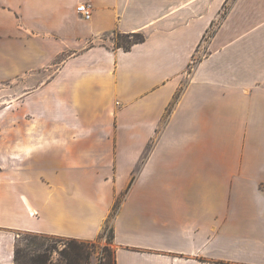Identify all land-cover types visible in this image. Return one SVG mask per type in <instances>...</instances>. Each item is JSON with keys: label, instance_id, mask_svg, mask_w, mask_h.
Here are the masks:
<instances>
[{"label": "crops", "instance_id": "1", "mask_svg": "<svg viewBox=\"0 0 264 264\" xmlns=\"http://www.w3.org/2000/svg\"><path fill=\"white\" fill-rule=\"evenodd\" d=\"M228 1L0 0V264L116 203L114 264H264V0L194 60Z\"/></svg>", "mask_w": 264, "mask_h": 264}, {"label": "trees", "instance_id": "2", "mask_svg": "<svg viewBox=\"0 0 264 264\" xmlns=\"http://www.w3.org/2000/svg\"><path fill=\"white\" fill-rule=\"evenodd\" d=\"M115 34L117 36V42L115 46L121 47L124 50H128L133 44L142 42L145 39V35L141 31L131 33L115 32ZM124 37L126 38V40L124 39ZM119 39H121V41L125 40V42L121 43L119 42ZM117 207L118 203H116L112 208L107 223L103 227V230L99 237H101L107 230L109 221L114 216ZM109 230V239L113 242V229L111 225L109 227ZM27 234L38 235L37 233L33 234V232H27ZM18 238H16L15 242L13 257L14 264H54L51 259L50 253L53 249L56 250L59 254L58 261L60 262V264H83V262L86 261L89 256V252L87 251V244L75 238H67L63 243V246L59 249L55 245L52 247L53 249L48 247L44 249L22 248L18 243ZM104 251L106 253V258L108 259V261H110L111 264H114V248L110 249L105 245Z\"/></svg>", "mask_w": 264, "mask_h": 264}, {"label": "rangeland", "instance_id": "3", "mask_svg": "<svg viewBox=\"0 0 264 264\" xmlns=\"http://www.w3.org/2000/svg\"><path fill=\"white\" fill-rule=\"evenodd\" d=\"M234 0L228 1L224 6L219 10L218 15L215 18V21L207 29V31L203 34V37L199 43V47L197 48V52L195 53L194 60L195 62L198 59H202L207 52V43L212 34L215 32L217 26L219 25L220 21L223 17H225L228 8L231 6ZM113 45L115 46L117 42V36L115 33L110 35ZM126 40V38L124 37ZM124 41H121L119 39V42L124 43ZM0 95L5 96V92H0ZM1 100V98H0ZM4 102L0 103V106H2ZM110 224H108L107 230L101 237H97L93 240H80L87 244V251L89 252L88 259L83 262V264H111L110 261L106 258V253L104 251V246H108L110 249L113 248V242L109 239L110 230H109ZM28 231H20L17 234V237L19 239V245L23 248H33V249H44L46 247L52 248L54 245L59 249L63 246V243L67 238L56 236V235H48V234H38V235H32L27 234ZM32 233V232H29ZM34 234V233H33ZM42 235V236H40ZM53 249V248H52ZM51 259L54 262V264H60L58 261L59 254L56 250H52L51 252Z\"/></svg>", "mask_w": 264, "mask_h": 264}, {"label": "built area", "instance_id": "4", "mask_svg": "<svg viewBox=\"0 0 264 264\" xmlns=\"http://www.w3.org/2000/svg\"><path fill=\"white\" fill-rule=\"evenodd\" d=\"M77 11H79L86 18H88L91 15V7L86 2H81L77 6Z\"/></svg>", "mask_w": 264, "mask_h": 264}]
</instances>
